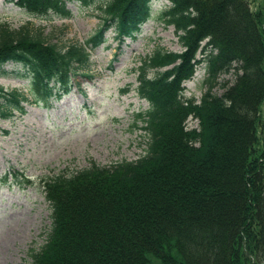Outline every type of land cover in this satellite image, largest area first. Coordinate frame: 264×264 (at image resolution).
Here are the masks:
<instances>
[{"label": "trees", "instance_id": "trees-1", "mask_svg": "<svg viewBox=\"0 0 264 264\" xmlns=\"http://www.w3.org/2000/svg\"><path fill=\"white\" fill-rule=\"evenodd\" d=\"M11 1L31 16L69 17L68 3L91 0ZM167 1L160 19L182 50L155 49L134 69L136 93L149 104L136 115L144 154L42 179L51 227L31 264H264V7ZM151 2L105 0L94 34L65 48L31 22L0 23V66L20 65L29 81L26 92L0 85V118L68 92L105 33L113 28L119 43L133 38ZM199 64L205 90L197 101L183 83ZM190 116L197 127L186 126Z\"/></svg>", "mask_w": 264, "mask_h": 264}, {"label": "rangeland", "instance_id": "rangeland-1", "mask_svg": "<svg viewBox=\"0 0 264 264\" xmlns=\"http://www.w3.org/2000/svg\"><path fill=\"white\" fill-rule=\"evenodd\" d=\"M104 1L70 2L69 17H37L14 1L0 0V23L18 28L31 22L51 43L65 48L83 44L94 34L102 22L99 6ZM248 1L252 10L264 7V0ZM168 4L167 0H152L149 19L122 43L110 28L106 40L90 52L87 74L72 76L68 92L52 97L46 105L27 102L24 113L13 111L0 118V264H31L30 251H38L46 241L51 208L42 179L70 174L91 163L109 167L134 161L144 154L147 138L136 115L149 104L136 93L134 69L141 57L155 49L182 50L174 27L160 19ZM204 77L199 64L193 77L183 83L184 96L198 101L205 90ZM221 78L230 83L235 79L229 74ZM28 82L20 65L0 66V85L5 89L26 92ZM262 111L264 119V105ZM186 126L197 127L198 121L190 116Z\"/></svg>", "mask_w": 264, "mask_h": 264}]
</instances>
